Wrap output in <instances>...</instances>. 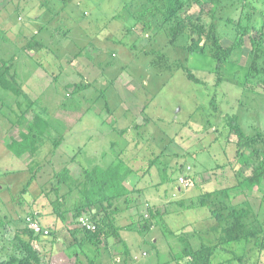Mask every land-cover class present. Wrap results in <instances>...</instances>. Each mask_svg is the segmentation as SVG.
<instances>
[{
    "label": "rangeland",
    "instance_id": "374dc122",
    "mask_svg": "<svg viewBox=\"0 0 264 264\" xmlns=\"http://www.w3.org/2000/svg\"><path fill=\"white\" fill-rule=\"evenodd\" d=\"M206 1L0 0V64L8 62L23 93L0 89V260L23 254L16 236L27 238L26 228L39 235L31 245L45 264H165L183 249L181 234L196 248L219 243L222 226L199 201L221 188L229 190L225 203H249L264 225V183L241 190L251 166L237 159V137L228 126L236 121L264 153V76L250 71L253 41L264 44V0H224L218 31L223 47L233 50L220 74L208 51H189L190 31L175 42L167 31L168 16L195 18ZM29 41L39 48L27 50ZM17 102L32 103L47 122L34 155L17 157L6 146L9 136L20 138L11 124ZM118 160L126 165L133 206L114 201L124 209L115 221L130 252L112 236L80 245L82 231L75 239L69 227L78 226L71 223L53 233L59 172L68 167L79 179L86 168ZM60 188L71 206L69 188ZM149 205L167 207L163 220L174 235H165L160 224L144 232L129 228L148 217ZM38 212L49 235L30 227L28 218ZM263 243L264 233L221 245L211 263L264 264Z\"/></svg>",
    "mask_w": 264,
    "mask_h": 264
},
{
    "label": "trees",
    "instance_id": "16d2710c",
    "mask_svg": "<svg viewBox=\"0 0 264 264\" xmlns=\"http://www.w3.org/2000/svg\"><path fill=\"white\" fill-rule=\"evenodd\" d=\"M206 2L202 6L200 14L195 18L186 16L179 19L174 18L172 15L168 16L166 19L170 21V25H168L167 31L171 35V42H175L185 32L190 31L192 38L191 43L187 47L189 51L200 54H205L208 51L216 61V72L220 74L223 62L231 55L233 50V47H223L218 31V21L223 20L221 12L226 6L224 0H207ZM204 17H209L211 20L208 26H205ZM241 30L242 34H246L248 31L244 27H241ZM252 44L254 46V54L251 58L250 71L254 75L264 76V44L259 43V40L253 41ZM39 45L38 41H29L25 48L31 50L32 48H39ZM187 72L189 79L198 81L193 73L189 70ZM20 88L17 75L10 72L8 62L0 64V89L20 96L23 94ZM29 111L33 112L32 119L27 118ZM13 112L14 119L11 120V124L20 129V138L9 136L6 146L17 157H21L26 153L34 155L40 146L44 144L47 122L38 112L33 111L32 103L21 105L20 102H17L13 106ZM228 126L230 134H234L237 137L235 154L237 159L242 165L247 163L251 166L249 174L239 182L241 190L247 192L252 191L255 187H261L264 183V158L256 164L252 161L260 155L262 156L264 154L263 151L254 146L255 137L245 134L236 121H228ZM248 148H251V151L246 154L245 150ZM124 168H126V165L121 160L107 166L95 165L92 168L84 169L82 176L76 179L71 176L69 168L64 167L58 174L60 177L58 183L52 189L58 195L52 202L55 219H58L55 221L56 225L52 228L54 229L53 233L60 228V223L66 226L71 223L78 226L72 229L68 226L75 239L76 233L82 231L83 237L81 242H79L80 245L83 240L99 245L103 238L112 236L123 245V253L128 254L130 252L129 247L125 239L119 235L121 226L116 224L115 221V215L124 209L113 203L123 199L125 201L124 208L129 209L133 206L132 190L127 187L123 178ZM165 180L166 182L169 181L168 176ZM61 185L67 186L69 188V196H73L71 206L67 204V195L60 194ZM229 195L228 189L221 188L214 191H206L202 194L199 201L200 205L207 207L211 216L222 226V235L219 238V243L210 245L203 242L196 248L193 247L187 236L181 234L179 238L184 241L183 249L175 253L173 260L165 264H172V262L182 264L184 257L191 258L188 264H212L211 258L217 250L221 249V245L248 242L264 233V225L260 222L258 214L252 210L250 204L246 203L240 206L227 204L225 203V198H229ZM147 211L148 217L144 221H132L129 223V228L144 232L151 226L160 224L165 235L171 236L175 234L165 219L163 220V216L169 213L166 206L161 210L149 205ZM67 213H71L72 221L67 219ZM33 216L34 219L38 217V221L43 228L46 227L40 221L39 212ZM82 216L89 217L96 225L95 231L88 230L80 225L79 219ZM22 232L28 237L23 238L19 234L16 238L19 239L23 254L20 256L12 254L8 258L0 260V264H45L40 253L31 245L32 239L39 235L26 228ZM74 255H77V253L75 252ZM58 256L59 254L55 258H59ZM243 259V255L239 257V261L243 262ZM47 264L58 263L51 259Z\"/></svg>",
    "mask_w": 264,
    "mask_h": 264
},
{
    "label": "built area",
    "instance_id": "2783aa9c",
    "mask_svg": "<svg viewBox=\"0 0 264 264\" xmlns=\"http://www.w3.org/2000/svg\"><path fill=\"white\" fill-rule=\"evenodd\" d=\"M188 183H186L187 185ZM30 221V227L34 230H36L38 233H41L42 235H49L50 231L48 228H43L41 223L33 218H28ZM80 225L88 230L95 231L96 225L89 219L87 216H82L79 219Z\"/></svg>",
    "mask_w": 264,
    "mask_h": 264
},
{
    "label": "crops",
    "instance_id": "0c3cea01",
    "mask_svg": "<svg viewBox=\"0 0 264 264\" xmlns=\"http://www.w3.org/2000/svg\"><path fill=\"white\" fill-rule=\"evenodd\" d=\"M139 180V179H138Z\"/></svg>",
    "mask_w": 264,
    "mask_h": 264
}]
</instances>
